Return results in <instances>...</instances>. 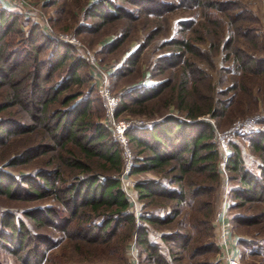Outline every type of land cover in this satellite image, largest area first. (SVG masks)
<instances>
[{"label": "trees", "instance_id": "obj_1", "mask_svg": "<svg viewBox=\"0 0 264 264\" xmlns=\"http://www.w3.org/2000/svg\"><path fill=\"white\" fill-rule=\"evenodd\" d=\"M120 1L153 16L178 7L196 8L205 19L202 24L194 23L193 19L180 22L182 30L200 28L196 31L195 45L192 39L180 37L171 42L178 51L158 58L153 64L157 73L181 68L179 81L172 91H176L177 107L183 110V116H163L147 127L126 134L138 157L131 174L158 172L166 167L165 183L144 178L136 181L134 190L139 200L162 198L170 209L163 216L142 215L139 221L144 225H165L181 215L177 224L179 229L161 234L158 242H152L147 227L136 226L119 180L113 176L120 170V148L100 122L96 92L87 86L90 78L80 72L85 67L83 59L69 46L48 40L36 23L28 24L26 32L22 31V15L0 5V88H4L0 113L13 107L22 112L20 120L0 118V144L12 136L28 133H34L36 141L12 157L4 168L0 167V196L22 201L51 197L55 201L52 205L25 210L20 216L9 212L0 214V245L18 264H64L50 254L57 247V241L48 234L34 232L36 226L54 229L69 239L101 246L113 241L120 231L134 228L137 246L146 252L153 264L186 261L208 264L205 259L218 252L208 239L211 206L207 200L218 179V152L212 141L210 123L198 118L203 115L210 119L225 116L231 101L213 100L214 88L210 82L205 88L207 96L197 91V84L204 81L207 74L198 63L186 58V54L205 60L208 68H212V58L201 55L198 45L207 44L210 51H216L217 45H221L220 52L232 47L224 57V61L231 59L232 65L223 68L224 72L263 74L264 57L233 47L238 43L235 42L237 37H248L249 43L254 45L251 49L258 51L257 29L236 26L242 19L241 14L243 17L249 14L253 20L252 12L239 4V0H172L171 3L163 0H94L85 10L87 18L95 20V26L131 18L132 11L116 4ZM229 11L231 14L223 19L224 12ZM121 41L123 39L114 43V49ZM139 55V49L128 54L116 70L117 74L123 76L132 72ZM67 60L69 63L65 64ZM190 81L193 99L186 96ZM168 84L165 80L152 86L127 88L119 94L116 116L143 107L168 89ZM75 85H86V88L63 94ZM233 85L230 90L237 89L236 84ZM241 87L243 91L245 86ZM245 138L261 164L255 169L247 167L239 145H230L226 168L239 182L238 187L231 190L232 198L238 201L235 206L264 202V134L252 133ZM47 154H51L47 168L33 174L17 176L8 170ZM64 168L73 171L69 181L63 176ZM257 218L237 215L232 216L231 221L233 225L253 224ZM261 219L264 220V216ZM196 257L204 260L195 261Z\"/></svg>", "mask_w": 264, "mask_h": 264}, {"label": "rangeland", "instance_id": "obj_2", "mask_svg": "<svg viewBox=\"0 0 264 264\" xmlns=\"http://www.w3.org/2000/svg\"><path fill=\"white\" fill-rule=\"evenodd\" d=\"M12 1L1 0L0 5L3 8L22 15V31L26 32L28 24L36 23L48 40L69 46L73 49V53L76 56L82 58L80 53L81 49L84 51L87 50L92 55L96 66L107 75L109 90L116 105L113 114H116L119 94L127 88L137 85L152 86L157 82L168 80V89L164 90L155 99L146 102L142 105L143 107L132 108L134 111L131 109V112H124L115 117L116 120H124L126 122H141V125L127 129L124 132L127 141V132L147 127L144 125L149 126L160 117L167 115L183 116V110L180 111L177 107L176 100L178 98L176 97V91H172L179 81L181 68L174 67L165 69L162 73H157L153 70V64H155L158 58L166 56L170 52H177L178 49L173 47L171 42L176 41L180 37L184 36L185 39H192V44L195 45L196 42H194V39L198 36L196 31H200V28L194 27L193 30H182L179 23L187 19H193L195 21L194 23H204L205 19L200 16L198 9L178 7L153 16L136 9V7H133L129 3L120 1L121 3L116 2V4L132 11V17L104 24L100 23L101 25L95 26V20L87 18L85 13L86 8L94 0H14L23 5L24 8L22 9L14 6ZM163 1L171 3L172 0ZM4 2H8L6 7L2 4ZM239 4H242L247 10H250L254 19L252 20L249 14L244 15V17L241 14L242 19L237 21L236 26L250 30L257 29L259 35L258 51L254 52L251 49V45H254L249 43L250 39L248 37H237V41L235 42L238 43L234 44L233 47L236 46L249 54L264 57V0H239ZM227 14H231V12H224V17L222 18L225 19ZM42 28L46 29L50 34H45ZM17 38L18 36L15 37V39ZM121 39L123 41L114 49V43L120 42ZM73 40L74 42L71 44L70 42ZM198 47L201 55L206 54V57L212 58L213 67L208 68L205 60L202 61L195 56L186 54V58H189V60L196 64L198 63L207 74V78L197 84V87L199 86L197 91L201 95L207 96L205 88L210 82L214 88V92L211 95L213 100L231 101L227 106L225 116L210 119L207 115H203L198 118L210 123L213 129L212 141L218 152L216 161L218 179L213 192L207 198L211 206V229L208 239L218 248V239L216 240L214 237V231L218 225L217 218L218 216L221 218L224 210L223 214L227 219L226 221H228L229 234L236 240L235 255L238 257L240 264H264V220L261 219L264 216V202L243 203L241 206H235L234 204L238 201L232 198L231 190L238 187L239 182L234 173L226 168V161L231 153L230 145L232 143L239 145L240 152L247 167L255 169L257 165L261 164L260 159L250 151L245 136L252 133L264 134V73L258 76L241 73L240 71L234 74H228L223 71V68L230 67L232 60L228 59L224 61V57L229 54L227 52L232 47L228 50L223 49L222 52H220L221 45H217L215 48L216 51H210L207 44H199ZM137 49L140 50V55L136 67L127 75L119 76L116 70L123 64L128 54L135 53ZM68 63L69 60L65 64ZM84 63L85 67L80 72L81 74L85 73L90 78L87 86L89 85L96 92L98 98L97 105L100 113L98 111L96 112L100 114V122L103 125L105 113L97 92L94 72L85 61ZM150 73L153 75H150ZM233 84H236V90H230ZM241 85L245 86L243 91ZM84 86L75 85L63 94H71L77 90H85L86 87ZM192 88L193 86L190 81L187 85L189 94L186 95L190 99H193V95L191 94ZM3 92L4 88H0V102L3 101ZM95 110L97 109L95 108ZM219 113H221V109H219ZM21 116L22 112L14 107L0 113V118L4 119L11 118L20 120L22 119ZM24 122H27V120H24ZM250 122H252L250 126L255 128L251 133L245 130L238 135L231 134V130L236 123L248 124ZM104 128L113 137L112 132L105 126ZM214 130L218 133L227 132L226 157H224L225 155L223 153H219V150H222L220 145L223 143L216 140ZM33 134L28 133L15 137L12 136L7 138L6 143L0 144V167L4 168L5 164L12 157H16L24 149L36 144ZM239 137L242 138L240 139ZM113 139L115 140L114 137ZM128 148L131 157L130 168H132L134 160L138 157L135 156L136 149L129 142ZM49 156L51 154L38 156L24 165H16L8 170L17 176L33 174L39 169L47 168L48 165L46 163L49 160ZM123 170L124 166L121 163L119 172L112 173L113 176L118 178L124 196H129V209L135 217L136 226L140 224L144 225L139 221V217L142 215L163 216L168 213L170 208L164 204L165 201L162 198L155 197L153 199L139 200L134 190L136 181L144 178L159 179L165 183L167 181V178H165L166 167L159 169L158 172H146L138 175L131 174L130 172L124 174ZM72 173V169H63L65 181L71 179ZM54 203L55 201L51 197L33 201H22L9 200L0 196V214L2 212H9L20 216L25 210L37 206L52 205ZM237 215L243 218H258L257 222L253 224L233 225L231 221L232 216ZM180 218L181 215L173 222L165 225L151 226L145 224L144 226L148 229V237L152 242H158L161 234H167L179 229L177 224ZM33 228H35L34 232L48 234L57 241V247L50 254L57 256L64 261V264H153L151 260H148L146 252L137 246L134 228L133 230L126 229L120 231L113 241L104 246L86 244L76 238L69 239L66 234L56 232V230L46 228L45 226H36ZM218 252L216 255L208 256V258H206L207 256L205 257L208 264H225L224 259L218 255ZM194 260L202 262L204 258L196 257ZM0 264H18L13 255L1 245ZM179 264H190V262H179Z\"/></svg>", "mask_w": 264, "mask_h": 264}, {"label": "built area", "instance_id": "obj_3", "mask_svg": "<svg viewBox=\"0 0 264 264\" xmlns=\"http://www.w3.org/2000/svg\"><path fill=\"white\" fill-rule=\"evenodd\" d=\"M1 1V0H0ZM12 1V0H11ZM13 5L16 6L17 8H24L22 4H20L17 1H12ZM28 11V10H27ZM45 34H50L46 29L42 28ZM74 42L71 41L70 43L72 44ZM81 57L82 59L90 66L92 71L94 72L95 76V84L97 88L98 95L100 97L101 104L104 108V120H103V125L112 132L113 137L115 138L116 142L119 145L120 148V159L122 166H124L123 173L128 174L131 171V157H130V152L128 148V141L126 137L124 136V132L127 129L136 127L138 125H141V122H126L124 120H116L115 117L116 114H113L115 110V100L111 96L109 86H108V79L107 75L105 74L104 71H101L97 66L96 62L94 61L92 55L87 51V50H80ZM252 122L248 124H239L236 123L235 126L231 130V134H241L243 131L247 130L249 133L252 132L255 128L253 126H250ZM148 126V125H144ZM214 135L216 136V140H219L223 144L220 145L222 147V150H219L220 154H224L226 157L227 155V141H226V136L227 132H222L218 133L215 132L214 130ZM221 151V152H220ZM121 190L122 187H121ZM128 202L129 196H126ZM225 207V206H224ZM224 213V210H223ZM222 213L221 218L219 217L218 221V226L220 229V236L218 237L217 245L219 248L218 255H220L223 259L225 264H240L238 257H236L233 245L236 243L235 239L232 238V236L229 234V228H228V221L225 218L224 214Z\"/></svg>", "mask_w": 264, "mask_h": 264}, {"label": "crops", "instance_id": "obj_4", "mask_svg": "<svg viewBox=\"0 0 264 264\" xmlns=\"http://www.w3.org/2000/svg\"><path fill=\"white\" fill-rule=\"evenodd\" d=\"M3 4V6H7V4H8V2H4V3H2ZM220 219H219V216H218V218H217V222L219 221ZM220 234V229H219V226L217 225L216 227H215V231H214V237L216 238V240L218 239V237L220 236L219 235ZM219 235V236H218ZM233 249H234V252H236V243H234V246H233ZM221 258V257H220Z\"/></svg>", "mask_w": 264, "mask_h": 264}]
</instances>
